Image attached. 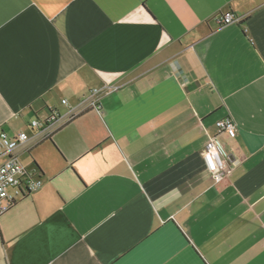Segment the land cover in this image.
I'll list each match as a JSON object with an SVG mask.
<instances>
[{
    "label": "crops",
    "instance_id": "obj_1",
    "mask_svg": "<svg viewBox=\"0 0 264 264\" xmlns=\"http://www.w3.org/2000/svg\"><path fill=\"white\" fill-rule=\"evenodd\" d=\"M52 111L14 153L42 186L0 217V264H264V0H0V134Z\"/></svg>",
    "mask_w": 264,
    "mask_h": 264
},
{
    "label": "built area",
    "instance_id": "obj_2",
    "mask_svg": "<svg viewBox=\"0 0 264 264\" xmlns=\"http://www.w3.org/2000/svg\"><path fill=\"white\" fill-rule=\"evenodd\" d=\"M218 21L222 26H226L240 23L242 19L227 13L219 16ZM120 88L119 85L111 84L91 90L76 108L70 109L66 120H73L79 114L89 110L100 111L101 98L104 95L117 92ZM63 104H66V101H63ZM65 122L57 111H52L47 120H36L31 123L30 134L20 133L15 138H9L5 133L0 134V159L5 158V161L0 165V217L14 206L17 196H20L21 193L27 194L42 186V181L35 179L14 154L16 150L27 143L35 146L51 139ZM216 128L219 135H226L229 139L236 137V126L231 119L217 122ZM202 157L207 171L217 182L228 177L236 166L229 162L224 146L218 137L209 138Z\"/></svg>",
    "mask_w": 264,
    "mask_h": 264
},
{
    "label": "trees",
    "instance_id": "obj_3",
    "mask_svg": "<svg viewBox=\"0 0 264 264\" xmlns=\"http://www.w3.org/2000/svg\"><path fill=\"white\" fill-rule=\"evenodd\" d=\"M21 195L24 196L23 193H21Z\"/></svg>",
    "mask_w": 264,
    "mask_h": 264
},
{
    "label": "water",
    "instance_id": "obj_4",
    "mask_svg": "<svg viewBox=\"0 0 264 264\" xmlns=\"http://www.w3.org/2000/svg\"><path fill=\"white\" fill-rule=\"evenodd\" d=\"M23 195H25V194L23 193Z\"/></svg>",
    "mask_w": 264,
    "mask_h": 264
}]
</instances>
